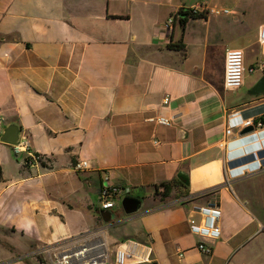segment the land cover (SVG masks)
Instances as JSON below:
<instances>
[{
  "label": "crops",
  "instance_id": "crops-1",
  "mask_svg": "<svg viewBox=\"0 0 264 264\" xmlns=\"http://www.w3.org/2000/svg\"><path fill=\"white\" fill-rule=\"evenodd\" d=\"M212 2L131 0L127 11L115 0H0V264H39L26 261L35 252L51 264L55 249L95 237L108 264L129 239L151 247V264H264V167L248 168L264 151H247L236 129L226 135L233 115L264 121V0H237L220 16ZM197 6L203 18L182 26L179 12ZM228 49L245 54L236 92L224 88ZM249 52L259 61L246 68ZM13 123L44 165L1 142ZM81 161L89 168L76 172ZM114 186L143 208L120 216L115 196L103 209ZM209 205L222 210L218 239L190 228ZM104 211L116 219L105 223ZM109 231L121 239L114 254Z\"/></svg>",
  "mask_w": 264,
  "mask_h": 264
},
{
  "label": "built area",
  "instance_id": "built-area-1",
  "mask_svg": "<svg viewBox=\"0 0 264 264\" xmlns=\"http://www.w3.org/2000/svg\"><path fill=\"white\" fill-rule=\"evenodd\" d=\"M203 6H197L190 9L195 14H202L204 12ZM201 10V11H200ZM220 10H212V13L220 14ZM224 13H230L228 10H224ZM174 20L171 18L167 24L170 29ZM259 42L261 47V57L263 58L259 63V69L264 70V25L261 26L259 31ZM253 71V70H252ZM245 80V54L240 49H228L225 56V78L224 88L229 91L236 92L243 85ZM169 99L165 100L168 103ZM151 121H155L158 124L170 126L171 120L166 117L152 118ZM247 127H254V131L248 135L241 136V141L245 144H250L253 147L247 149L252 153H260L264 151V121H256L254 119H245L237 115H233L228 120V126L226 135L229 136L236 129L238 131ZM30 143L28 138H21L20 143L17 146H13V150L16 154L27 153L29 158L28 162L32 164H40L44 161V158L40 155L33 154L29 150ZM251 153V154H252ZM264 167V158L257 161L256 166L248 168L251 172L259 171ZM89 168L88 161L77 162L74 165L76 172H82ZM239 168L230 170V175L237 174ZM237 170V171H235ZM242 171V174H244ZM131 194V188L127 187H111L105 188L102 192V198L105 200L103 203V209L108 210L115 207V203L111 201V197L120 196L124 198L126 195ZM199 213L204 217V220L199 223L196 219L190 220L191 231L205 238L218 239L221 237V217L222 210L219 206L209 205L198 208ZM76 242L78 239L71 238L68 242ZM63 242V243H68ZM62 243V244H63ZM199 249L207 254L212 253V249L207 247L204 243L199 244ZM60 248V247H59ZM58 248V249H59ZM151 247L144 245L136 240H126L122 242L116 251V263L117 264H133V263H149ZM51 264H108V249L106 242L100 238L95 237L90 240H84L81 244L65 245L60 248L54 255Z\"/></svg>",
  "mask_w": 264,
  "mask_h": 264
},
{
  "label": "rangeland",
  "instance_id": "rangeland-1",
  "mask_svg": "<svg viewBox=\"0 0 264 264\" xmlns=\"http://www.w3.org/2000/svg\"><path fill=\"white\" fill-rule=\"evenodd\" d=\"M115 1H116V3H115L116 7L117 8H120V9H123V10L130 11L131 9H135V7H136V3H133L132 8H131V0H115ZM193 1H196V3H200V4H203L204 3V0H193ZM121 2H122V4H121ZM236 2H237V0H214V2H212V4H213L212 7H215V8H213V9L214 10L218 9V10H220L222 12L220 14H215V13H212V14H214L215 16L225 15L226 13H224L223 11L225 9H227V10L234 9L236 7ZM214 5H216V6H214ZM149 8L151 9L152 7L149 6ZM251 17H254L253 16V12H251ZM256 61H259L258 57H256V54L249 52L248 56L246 57V68H247V65L248 64L255 63ZM255 65H256V63H255ZM246 74H245V77H246ZM256 75H250L251 77H249L248 82L249 83L251 81L253 82L255 80ZM137 197L142 198V196H137ZM122 200H123V198H121V200H119L117 202V206L115 208V211L118 210L119 215L125 217V214L122 211ZM95 201L97 202V199H95ZM108 234H109L111 240L113 239L114 242H115V245L111 246V252H112V254H114L115 246L117 244H119V242L121 241V239L118 237V235H115V233L113 231H109ZM59 249H55L54 250V252L52 253L51 258L49 259V263H52V261H53V255ZM0 251H1V249H0ZM32 255L33 256H27L26 257V261L32 262V260L34 259V260H37V262L39 264H47V260H46L47 255H45V253H43V252H40V253L35 252ZM8 257H10V255ZM11 257H14V256H11ZM0 259L1 260H4L3 259V255L0 256Z\"/></svg>",
  "mask_w": 264,
  "mask_h": 264
},
{
  "label": "water",
  "instance_id": "water-1",
  "mask_svg": "<svg viewBox=\"0 0 264 264\" xmlns=\"http://www.w3.org/2000/svg\"><path fill=\"white\" fill-rule=\"evenodd\" d=\"M254 131V127H247L240 131V136H245ZM22 131L18 124H9L3 131L1 142L11 146H17L21 141ZM144 206V199L132 194L126 195L122 200V209L126 215L138 213ZM105 223H111L116 219L115 213L110 211L102 212Z\"/></svg>",
  "mask_w": 264,
  "mask_h": 264
},
{
  "label": "trees",
  "instance_id": "trees-1",
  "mask_svg": "<svg viewBox=\"0 0 264 264\" xmlns=\"http://www.w3.org/2000/svg\"><path fill=\"white\" fill-rule=\"evenodd\" d=\"M179 15H180V22H181V25L184 26L186 24V22L188 21L189 18H193V19H200V18H203V15L202 14H195L193 13L192 11L188 10H181L179 12ZM169 49L171 50H184L185 49V45L184 44H181V45H174V44H170ZM40 164H43V161L40 162ZM179 184H182L180 181L177 182ZM164 187L166 190H168L170 188V185L169 184H164Z\"/></svg>",
  "mask_w": 264,
  "mask_h": 264
},
{
  "label": "bare ground",
  "instance_id": "bare-ground-1",
  "mask_svg": "<svg viewBox=\"0 0 264 264\" xmlns=\"http://www.w3.org/2000/svg\"><path fill=\"white\" fill-rule=\"evenodd\" d=\"M243 169H240V171H242Z\"/></svg>",
  "mask_w": 264,
  "mask_h": 264
}]
</instances>
